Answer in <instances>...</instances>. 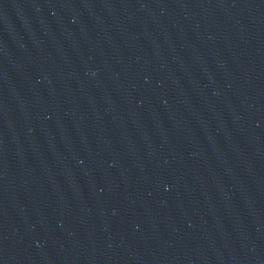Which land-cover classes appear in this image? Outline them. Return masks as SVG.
Returning <instances> with one entry per match:
<instances>
[{
	"label": "water",
	"instance_id": "1",
	"mask_svg": "<svg viewBox=\"0 0 264 264\" xmlns=\"http://www.w3.org/2000/svg\"><path fill=\"white\" fill-rule=\"evenodd\" d=\"M0 264H264V0H0Z\"/></svg>",
	"mask_w": 264,
	"mask_h": 264
}]
</instances>
